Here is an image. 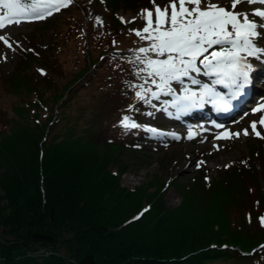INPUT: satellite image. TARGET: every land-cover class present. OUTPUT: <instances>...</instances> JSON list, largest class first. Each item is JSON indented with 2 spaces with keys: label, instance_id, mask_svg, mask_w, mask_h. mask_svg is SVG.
Here are the masks:
<instances>
[{
  "label": "trees",
  "instance_id": "trees-1",
  "mask_svg": "<svg viewBox=\"0 0 264 264\" xmlns=\"http://www.w3.org/2000/svg\"><path fill=\"white\" fill-rule=\"evenodd\" d=\"M47 55L41 50L27 56L23 70L7 81L20 98H33L15 106L13 125H0V264H264V249L258 248L264 244L258 219L264 192L252 158L214 186L213 180L182 186L176 207L166 204L157 181L152 193L123 186L119 151L136 149L162 129L138 118L128 102L121 109L139 90L130 85L143 80L128 67L124 76L109 78L107 94L95 92L70 114L66 106L96 68L88 77V70L70 75L61 90L55 81L54 93H47L53 96L44 97L27 80L26 68L40 65L47 74L37 71L38 78H53ZM172 87L180 93L179 85ZM51 99L61 112L52 110ZM120 111L130 112L140 127L118 126L112 116ZM170 113L167 120L174 123L175 109ZM257 147L254 156L261 155ZM115 164L120 171H112Z\"/></svg>",
  "mask_w": 264,
  "mask_h": 264
},
{
  "label": "rangeland",
  "instance_id": "rangeland-1",
  "mask_svg": "<svg viewBox=\"0 0 264 264\" xmlns=\"http://www.w3.org/2000/svg\"><path fill=\"white\" fill-rule=\"evenodd\" d=\"M212 2L227 6L230 0H212ZM155 3L163 6L168 3V0H155ZM152 7L153 4L150 3V0H139L134 5L123 4L120 0H73L69 6L62 8L60 12L54 13L51 17L31 22L22 21L20 25H16L17 32L5 36L12 44V48L0 41V125L7 121L13 125L14 119L17 118L14 115L15 106L32 100V95L20 98L14 94L7 81L9 78L11 80V75L23 70L27 56L41 50L48 54L46 57L50 59V63L47 71H50L53 78H50L51 80L38 78L39 71L37 72V69L42 67L37 64L27 66L26 71H29V74L26 78L35 88L39 87L38 91L42 90L44 97L53 96L47 95V93H54L55 81L57 88L61 90L60 85L66 78L69 80L70 75L83 74L88 70V75H86L88 77L93 70L95 71V68L97 72L95 76L77 91L76 96L65 110L70 114L76 113V108L86 104L95 92L99 95L107 94L112 88L107 86L109 78L124 76L128 67L136 68L134 64L114 57V54L124 53L125 57L132 58L134 54L129 49L143 46L144 42L139 41L130 32V29L142 28L144 22L139 14L142 9H151ZM253 7H259V5ZM249 9V5L242 4L237 10L248 11ZM96 16L101 17L104 21L103 25L96 23ZM119 17H123L125 20L136 17V21L125 24ZM113 40L117 42L116 45H113ZM23 49H34V51H24ZM3 56H6L7 59L5 60ZM131 72H135L134 69ZM193 75L195 76V73ZM186 80L187 78H185ZM118 81H112V83L116 86ZM259 83L260 87L258 86V92L255 94L258 99L254 104H247L249 108L240 112L234 121L228 123L230 126L228 130L241 131L249 127L251 120L258 119L259 114L252 115L250 109L264 97V83L262 81ZM105 85L108 88L101 90ZM174 85H179L181 89L178 82H173L172 86ZM185 85L187 86L186 83ZM116 100L121 103L120 97H117ZM163 101H165L164 98L160 96L159 100L153 98L152 104L148 105L134 96L132 100H125L121 105V109H123L127 102L128 107L133 104L130 110L138 113V118L148 125L160 124L166 130L149 141H139L136 149L129 148L119 151V159L123 162L120 166L124 168L120 175L123 186L132 190L146 189V192L152 193L155 190L153 183L157 181L162 183L159 188H161L160 192L166 204L169 207H176L182 202L180 193L182 186H192L193 183L201 180L205 181L208 186L213 180L211 185L214 186L215 180L227 174L231 167L240 166L243 163L246 165V162H249L248 159L252 158L260 178L261 189L264 192V140L254 135L215 140L216 135L211 134L213 136L211 139H201V143H199L198 139L200 138L194 139L192 136V139H189L185 135V128L194 131V126L199 125L196 119L189 116L186 117V123L184 121L183 124L174 125L167 120L168 115L162 110V107H167L169 112L170 108V106L163 105ZM50 103L53 104L52 110L58 107L61 112L62 107H59L52 99ZM111 113L110 111L107 115ZM147 113H152V115ZM125 114L129 115L130 112L120 111L112 116L118 126L120 119ZM35 115L40 117V114ZM33 119H36V116ZM258 130L264 133V128L259 125ZM249 131L251 130L249 129ZM170 133H175L179 138H173L172 135H169ZM255 146L262 148L263 152L259 150V147L255 149L256 152L261 151L260 156H257V153L255 156L252 155ZM191 159H195L196 162L204 161V163L198 168L196 163L190 165ZM112 167V171H120L118 165L115 164ZM205 177L208 179L205 180ZM145 202L148 203L147 200ZM16 253L24 255V251L21 250Z\"/></svg>",
  "mask_w": 264,
  "mask_h": 264
},
{
  "label": "snow or ice",
  "instance_id": "snow-or-ice-1",
  "mask_svg": "<svg viewBox=\"0 0 264 264\" xmlns=\"http://www.w3.org/2000/svg\"><path fill=\"white\" fill-rule=\"evenodd\" d=\"M72 2L73 0H0V30L11 25L18 26L22 21L31 22L51 17ZM150 3L153 7L142 9L139 14L144 22L143 27L130 29L139 41L144 42L143 46L129 49L134 54L132 58L116 53L117 58L134 64L135 76L143 80V83L130 85L139 89L135 92L138 100L151 105L153 98L159 100L162 94L170 96L171 99L162 104L175 109L179 117L180 114L193 108H201L205 104L213 105L217 111H227L232 107V100L241 97L249 86H254L251 73L255 68L251 60L264 63V0H230L227 6L212 0H168L163 6L156 4L155 0H150ZM242 4L249 5L250 9L238 11ZM255 5L259 7H253ZM119 19L125 24L136 21V17L131 20L123 17ZM95 20L99 25L104 23L99 16ZM0 41L12 48L4 35H0ZM112 43L116 45L117 42L113 40ZM3 58L7 59L6 56ZM37 71L41 75L47 74L43 69ZM194 73L211 78L210 82L203 83ZM185 78L197 88L186 86ZM173 82L181 85L179 94L172 87ZM149 84L155 86V90L146 86ZM218 86L223 90H218ZM132 107L129 105V109ZM162 110L172 115L167 107H162ZM250 113L259 116L249 122L248 128L238 132L224 129L214 139L254 135L264 140V133L258 130V125L264 128V97L250 109ZM119 124L126 129L140 127L126 114ZM169 135L179 138L175 133ZM188 138H192L191 131ZM203 163L204 161H197L196 166L199 168ZM258 219L264 227V216ZM258 248L264 249V244Z\"/></svg>",
  "mask_w": 264,
  "mask_h": 264
},
{
  "label": "bare ground",
  "instance_id": "bare-ground-1",
  "mask_svg": "<svg viewBox=\"0 0 264 264\" xmlns=\"http://www.w3.org/2000/svg\"><path fill=\"white\" fill-rule=\"evenodd\" d=\"M15 26L16 25L7 26L6 29L0 30V33H2V35H4V36L10 35V34H14L18 30V28L15 27ZM251 62L253 63L254 68H255V71L253 73H251V79H252V82H253L254 86H249L245 90V93L243 95L246 96L249 100H254L255 99L254 93L258 89V86L260 84L259 82L262 81L264 83V63L257 62L256 60L255 61H251ZM209 79H211V78L207 77V78H203V79H200V80L203 83H208V82H210ZM185 83L187 84L188 87H191L193 89L197 88L196 85H191L188 80H186ZM247 113H249V112H247ZM185 129H186V131H185L186 137H188V133L191 131L192 132V136L194 137V139L200 138V139H198V140H200V141H198L199 143H201V139L202 140H209V139H211L213 137L211 135V133L214 130L212 127L200 126L199 129H195L194 131L191 130L190 128H185ZM213 135H215V133H213ZM215 140H217V139H215ZM195 163H196L195 159H191L190 165H193Z\"/></svg>",
  "mask_w": 264,
  "mask_h": 264
}]
</instances>
